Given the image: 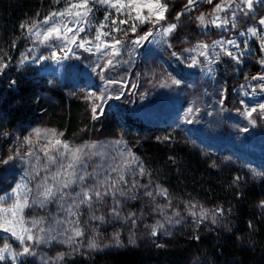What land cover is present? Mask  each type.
<instances>
[{
  "label": "rangeland",
  "instance_id": "374dc122",
  "mask_svg": "<svg viewBox=\"0 0 264 264\" xmlns=\"http://www.w3.org/2000/svg\"><path fill=\"white\" fill-rule=\"evenodd\" d=\"M82 2L49 0L50 10L26 29L25 41L14 65L17 72L26 73L28 80L42 87L39 99L50 102L45 93L64 90L79 104L84 121L76 128L77 132L66 134L67 122L64 129L58 128V123L50 122L39 107L35 114L40 120L34 124L8 126L0 97V223H4L5 216L14 221L9 225L10 231L0 229V249L5 244L10 246V251L4 252L5 258L0 260L3 264H18L26 257L44 264H65L79 247L78 242L82 240L84 244L89 234L104 244L117 245V239L132 242L152 231L168 236L181 223L205 218L204 212L199 215L193 208L174 207L165 199L161 187L146 176L143 162L135 152L134 139L119 132L104 131L106 119L119 117L146 126L170 122L191 143L215 159L228 162L242 157L244 161L264 166V111L261 110L264 80L258 78L264 76V25L259 23L264 19V11L252 19L249 16L253 7L264 0H253L251 9L243 0H222L221 8L229 12L226 15L229 20L249 22L240 24L242 29L237 36L229 35L226 39L225 35L211 34L213 43L207 45L195 35L188 42L190 46L182 45L180 50L173 44L178 23L166 22V19L155 23L156 17L147 6L149 0H141L139 13L152 22L146 19L141 23L130 18L129 13L131 17L137 15L131 8H113L98 0H89L91 11L87 16H55L48 24L43 23L53 12H64L72 4ZM122 2L128 3V0ZM76 11L85 9H72L73 13ZM113 19L116 24L112 23ZM214 19L223 31L229 29L224 23L228 19L222 15H215ZM120 20L128 22L120 24ZM133 24L136 25L134 32ZM169 24H176V28L165 34ZM101 25L107 27L101 28ZM53 26L61 28V35L65 26L76 29L68 34L69 38L77 35L81 27L85 31L78 32L75 44L54 38L44 41V33ZM114 28L120 30L113 31ZM249 29H254L255 35ZM36 32H40L39 37ZM98 32L101 33L99 40L96 39ZM149 32L151 36L140 39ZM242 39L255 41L252 62L258 69L243 77L234 68L241 63L245 49L240 47ZM82 40L90 43L81 48L78 45ZM115 40L120 43L116 45L118 55L113 56V50L105 45ZM167 46L172 47L170 59L168 55L164 59L161 53ZM154 52L158 56L151 61L149 56ZM223 53L232 63L221 62ZM110 59L111 65L107 63ZM7 80V86L16 85L14 78ZM2 87L0 84V92ZM229 88L236 96L227 93ZM56 139L67 144L71 151L83 150L78 153L79 160L73 168L67 167L73 162L71 151L55 145ZM48 156L53 160L49 161ZM69 179L73 183L63 187V182ZM48 186L55 195L45 199L41 193ZM83 191L89 193L91 200L83 197ZM96 191L101 193L99 198L94 194ZM18 202L27 203L19 216L3 211ZM20 219L23 224L17 222ZM22 229L29 231L25 233ZM77 229L82 233L80 236L75 235ZM12 230L25 236L23 244L12 235ZM29 234L33 236L31 241L26 239ZM25 247L30 249L29 254L19 255ZM12 254H16L15 259Z\"/></svg>",
  "mask_w": 264,
  "mask_h": 264
},
{
  "label": "trees",
  "instance_id": "16d2710c",
  "mask_svg": "<svg viewBox=\"0 0 264 264\" xmlns=\"http://www.w3.org/2000/svg\"><path fill=\"white\" fill-rule=\"evenodd\" d=\"M164 2L168 7L166 22L179 25L176 30L182 36L176 33L173 37V44L179 50L182 45L190 46L188 42L194 40L195 35L203 38L202 42L207 45L213 43L211 34L225 35L226 39L229 35L237 36L242 29L240 24L249 22L229 20L226 16L229 12L217 11L222 0H211V3L195 0L192 5H188V0ZM49 10V0H0V84L4 85L0 92L1 110L8 126L32 125L40 120L35 114L39 107L50 122L58 123V128H63L67 122L66 134L74 135L84 121L79 104L64 90L45 93L50 102L39 99L42 87L28 80L26 73L17 72L14 66L26 29ZM261 11H264V2L254 6L249 16L252 19ZM178 14H181L179 20L176 19ZM201 15L206 18L204 23L198 19ZM215 15L228 19L225 24L228 30L223 31L213 23ZM240 44L245 49L241 63L234 66L238 76L258 72L252 62L255 41L242 39ZM170 49L172 47L167 46L161 51L164 59ZM156 56L154 52L149 59L153 61ZM221 57V62L232 63L226 54ZM167 58H172L171 54ZM11 78L16 81L14 87L5 82ZM227 93L236 96L232 88ZM105 122L104 131L119 132L134 139L135 152L143 162L146 176L161 187L165 199L174 207L184 209L186 206L206 216L177 225L168 236L153 235L152 231L132 242L121 238L117 245L104 244L103 240L92 239L89 234L84 244L82 240L78 242L79 247L65 264H264V166L244 161L239 155L241 159L228 162L215 159L191 143L170 122L146 126L119 117ZM92 243L96 247H90ZM18 264L44 263L26 257Z\"/></svg>",
  "mask_w": 264,
  "mask_h": 264
},
{
  "label": "snow or ice",
  "instance_id": "6c2138e0",
  "mask_svg": "<svg viewBox=\"0 0 264 264\" xmlns=\"http://www.w3.org/2000/svg\"><path fill=\"white\" fill-rule=\"evenodd\" d=\"M99 3L101 4H106V5H110L111 7L113 8H116L117 6H119V8H124V7H128V8H131L135 11H137V15L135 17H131V13H129V16L130 18L134 19V20H138L140 21L141 23H143L146 19L149 20V22H152L150 20V18H146V17H143L140 13H139V8L141 6V0H128V3H124L122 2V0H115V3H113V0H98ZM209 3H211V0H208ZM243 2H245L248 6L249 9L252 8V5H253V0H243ZM193 3H195V0H188V5H192ZM89 0H83L82 3H76V4H72L71 7L69 9H66L64 12H53L52 15L48 18H46L43 23L44 24H48L49 21L52 19V17H55V16H65V15H75L76 17H85L88 15V13L91 11V8H89ZM188 5H186V7H188ZM148 8H149V12L154 15L156 17L155 19V23H159L161 20H165L166 17L164 15V13L167 11V4L166 3H163L162 0H149V3H148ZM78 8H83L85 9L84 12H80V11H76L75 13L72 12V9H78ZM217 11H220V10H223L221 8L220 5H217V8H216ZM180 15L181 14H178L176 16V19L179 20L180 19ZM107 19V17L105 18ZM198 19L200 20L201 23H204V17L201 15L200 17H198ZM217 19H219V17H217ZM128 21L126 20H120L119 23L120 24H126ZM112 23L113 24H116L117 21L115 19L112 20ZM213 23H215V21H213ZM225 24L228 23L227 20L224 21ZM259 23L261 25H264V19H261L259 21ZM220 25L217 24V27H219ZM23 27V26H22ZM101 28H104V27H107V25H101L100 26ZM176 28V24H169L165 29H164V33L165 34H169L171 33L172 31H174ZM136 29V25L133 24L132 25V31L134 32ZM120 29L119 28H114L113 31H119ZM74 31H77L76 29H72V28H67L65 26L64 30H63V35H61V28L59 26H53V27H50L46 30V32L44 33L43 35V40L44 41H48L50 39H57V40H62L66 43H69V44H75L77 42V36H78V32H83L85 31V29L83 27L79 28L78 29V32H77V35H72L70 38H69V33L71 32H74ZM249 31H252L253 35H255V30L254 29H249ZM29 32L31 33V28L29 29ZM103 35L107 36L109 35V33H102ZM243 35V33H241ZM35 35L37 37L40 36V32H36ZM152 33L149 32L147 33L146 36H142L140 37V39H146L147 36H151ZM100 36H101V33H97V36H96V39L99 40L100 39ZM139 41H137L138 43ZM86 43H90V41H87V40H82L80 43H79V47L83 48L84 45ZM120 43L119 40H115V43H112V44H106L105 47L107 48H111L113 51H112V55L115 56V55H118V53L116 52V45H118ZM231 43H234V42H231ZM100 46L97 45V48H99ZM31 51V50H29ZM67 51H71L70 48L67 49ZM229 56H232V53L229 52L227 53ZM53 55H56L55 53H53ZM235 59V57H233ZM107 63L109 65L112 64V60H108ZM193 63H195V60L193 61ZM259 79L261 80H264V76H260L258 77ZM253 79H257V77H253ZM261 110L264 111V105L261 106ZM251 111H256L255 109H252ZM251 111L247 113L248 116H251ZM254 123V121H252ZM37 135H39V133H37ZM53 136H56V133H52ZM31 142V141H29ZM51 143V142H50ZM55 145H60L62 146L66 151H71L69 149V146L67 144H62V142L59 140V139H56L55 140ZM92 147H95V145H92ZM83 150L82 149H76L75 151H71V155H72V163H69L67 165L68 168H73L74 166V163L77 162L79 160V155L78 153H81ZM45 155H47V152L45 153ZM48 159L49 161H52L53 160V157L51 156H48ZM38 174V173H37ZM69 175H74V173H70ZM56 178V174L53 175V179ZM84 179L83 176L80 177V180L82 181ZM46 183V181H45ZM73 181L71 179L67 180V182H63V187H68L70 184H72ZM83 197L87 198V200H91V197L89 196V193L87 191H83ZM95 196L96 197H100L101 196V193L99 191H96L95 193ZM41 195H43V197L45 199H48L52 196L55 195V193L53 192L52 190V187L48 186V187H45L44 191L41 193ZM77 196H80L81 193H77L76 194ZM149 195H151L149 193ZM81 202H86L85 200H81ZM27 207V203L24 202V203H17L15 204L11 209H6V210H3L5 212H11L12 213V216L13 217H17L19 216L23 209ZM118 214V213H117ZM99 219H103L102 217H99ZM3 220H4V223H0V229H2L3 231L5 232H8L10 231V227L9 225H12L14 221L12 220H9L7 219V217H3ZM18 223L20 224H23V220L20 219L19 221H17ZM23 232L27 233L29 230L28 229H22ZM82 233L79 229H77L75 231V235L76 236H80ZM156 233L153 232V235H155ZM12 235L13 236H16V238L20 241L21 244L24 243L25 241V236L24 235H18L16 231L12 230ZM26 239L31 241L33 240V236L32 235H27L26 236ZM117 242L118 239H117ZM91 247H96V244L95 243H92L90 245ZM10 251V246L5 244L4 248L3 249H0V260H3L5 257L3 255L4 252H9ZM30 252V249L28 247H25L23 249V252L22 253H19V255H26V254H29ZM11 254V253H10ZM13 255V259H15V255L16 254H12Z\"/></svg>",
  "mask_w": 264,
  "mask_h": 264
}]
</instances>
